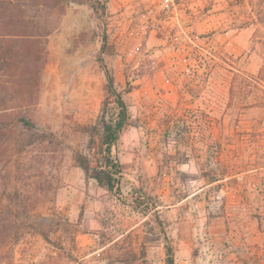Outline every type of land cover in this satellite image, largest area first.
I'll return each instance as SVG.
<instances>
[{
	"label": "rangeland",
	"instance_id": "rangeland-1",
	"mask_svg": "<svg viewBox=\"0 0 264 264\" xmlns=\"http://www.w3.org/2000/svg\"><path fill=\"white\" fill-rule=\"evenodd\" d=\"M163 1L29 7L50 33L0 42L41 55L0 59V264H264V0ZM111 85L115 191L74 157L100 150Z\"/></svg>",
	"mask_w": 264,
	"mask_h": 264
},
{
	"label": "trees",
	"instance_id": "trees-1",
	"mask_svg": "<svg viewBox=\"0 0 264 264\" xmlns=\"http://www.w3.org/2000/svg\"><path fill=\"white\" fill-rule=\"evenodd\" d=\"M49 3L46 0H0V42L9 41L8 39H16L17 41L34 44V42H38L37 39L40 36L48 35L51 28L50 30L47 28V31L39 30L40 26H38V22L36 25L33 24L31 19L34 16L27 12L26 9L29 7L58 9L63 3V0H53L52 5ZM255 11L256 15L264 21V10L256 8ZM2 47L8 49L11 46L7 43ZM0 59L5 63L18 65L24 71L28 67L38 66L41 62V55L29 51L24 54H13L4 51L1 53ZM111 90L116 95V108L115 112L109 113L104 111L100 120V150L98 152H89L88 154L75 152L74 157L77 166L81 167L89 178L94 179L101 187L109 191H115L120 190L123 169L121 161L113 153V148L118 143L123 130L128 124L129 113L122 94L117 92L112 85ZM20 121L27 128L32 129L36 127L35 124L26 118H21ZM94 162H96L95 165ZM173 252V248L169 247L167 264L175 263Z\"/></svg>",
	"mask_w": 264,
	"mask_h": 264
},
{
	"label": "built area",
	"instance_id": "built-area-1",
	"mask_svg": "<svg viewBox=\"0 0 264 264\" xmlns=\"http://www.w3.org/2000/svg\"><path fill=\"white\" fill-rule=\"evenodd\" d=\"M170 2H171L170 0H164L163 1V4L166 5V6H168Z\"/></svg>",
	"mask_w": 264,
	"mask_h": 264
},
{
	"label": "crops",
	"instance_id": "crops-1",
	"mask_svg": "<svg viewBox=\"0 0 264 264\" xmlns=\"http://www.w3.org/2000/svg\"><path fill=\"white\" fill-rule=\"evenodd\" d=\"M115 1H118V0H111V3H113V4H114V2H115Z\"/></svg>",
	"mask_w": 264,
	"mask_h": 264
}]
</instances>
